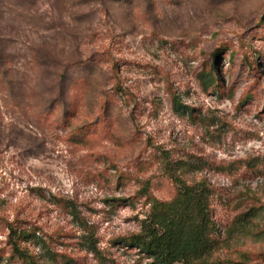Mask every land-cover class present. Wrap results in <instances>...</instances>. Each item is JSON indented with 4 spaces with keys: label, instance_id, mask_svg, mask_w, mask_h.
<instances>
[{
    "label": "rangeland",
    "instance_id": "rangeland-1",
    "mask_svg": "<svg viewBox=\"0 0 264 264\" xmlns=\"http://www.w3.org/2000/svg\"><path fill=\"white\" fill-rule=\"evenodd\" d=\"M174 177L264 264V0H0V264H153Z\"/></svg>",
    "mask_w": 264,
    "mask_h": 264
},
{
    "label": "trees",
    "instance_id": "trees-1",
    "mask_svg": "<svg viewBox=\"0 0 264 264\" xmlns=\"http://www.w3.org/2000/svg\"><path fill=\"white\" fill-rule=\"evenodd\" d=\"M176 195L168 202L154 200L128 244L151 257L153 264H218L205 258L214 248L209 211L210 188L185 184L174 177ZM13 251L24 253L12 241ZM238 264V263H234Z\"/></svg>",
    "mask_w": 264,
    "mask_h": 264
}]
</instances>
